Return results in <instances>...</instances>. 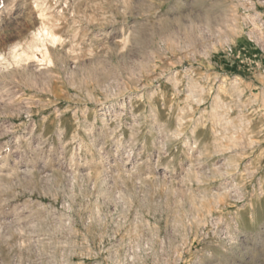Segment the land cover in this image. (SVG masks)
<instances>
[{"label": "rangeland", "instance_id": "rangeland-1", "mask_svg": "<svg viewBox=\"0 0 264 264\" xmlns=\"http://www.w3.org/2000/svg\"><path fill=\"white\" fill-rule=\"evenodd\" d=\"M0 264H264V0H0Z\"/></svg>", "mask_w": 264, "mask_h": 264}, {"label": "bare ground", "instance_id": "bare-ground-1", "mask_svg": "<svg viewBox=\"0 0 264 264\" xmlns=\"http://www.w3.org/2000/svg\"><path fill=\"white\" fill-rule=\"evenodd\" d=\"M38 33H39V32H38ZM39 36H40V35H39ZM37 37H38L37 35L34 36V37H33L34 39H32L31 42H30L28 45H26V46H27L26 50H27V49L30 50V49L35 48V47L37 46V42H39V40L37 39ZM35 38H36V39H35ZM13 57H16V54H14Z\"/></svg>", "mask_w": 264, "mask_h": 264}, {"label": "built area", "instance_id": "built-area-1", "mask_svg": "<svg viewBox=\"0 0 264 264\" xmlns=\"http://www.w3.org/2000/svg\"><path fill=\"white\" fill-rule=\"evenodd\" d=\"M229 51H230V49H229Z\"/></svg>", "mask_w": 264, "mask_h": 264}]
</instances>
